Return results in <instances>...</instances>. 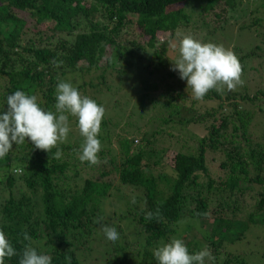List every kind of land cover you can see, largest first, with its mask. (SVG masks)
I'll use <instances>...</instances> for the list:
<instances>
[{
  "label": "trees",
  "instance_id": "16d2710c",
  "mask_svg": "<svg viewBox=\"0 0 264 264\" xmlns=\"http://www.w3.org/2000/svg\"><path fill=\"white\" fill-rule=\"evenodd\" d=\"M248 3L231 21L229 11L241 0H0V112L17 90L36 95L40 107L55 112L56 87L68 73L101 70L75 86L81 95L104 108L117 106L128 90L115 84L118 79L136 90L125 105L137 98L133 112L141 113L128 125L135 130L132 138L116 134L104 114L96 165L78 158L84 137L73 116L67 141L50 154L27 139L13 144L0 159V230L17 251L5 264H19L29 243L25 233L38 254L52 257L51 264H83L103 225L119 233L113 242L103 232L112 244V262L157 264L154 249L187 221L204 229L198 232L204 243H186L190 254L208 246L214 264H264V240L249 237L252 226L264 228V130L256 122L264 115V0ZM180 32L230 48L242 66L243 85L192 98L187 82L171 70L179 51L169 42L178 45ZM231 32L245 38L233 40ZM107 72L118 74L110 79ZM257 76L262 83L252 90ZM149 105L166 114L149 117L147 124L157 121L160 128L147 133L141 123ZM177 123L201 124L207 133L193 139L189 151L176 153L169 173V146L161 147V139ZM137 137L141 142L134 147ZM121 186L138 193L132 200L118 196L117 203L126 201L127 207L110 214L108 200ZM97 217L103 218L99 224Z\"/></svg>",
  "mask_w": 264,
  "mask_h": 264
},
{
  "label": "clouds",
  "instance_id": "9594fccd",
  "mask_svg": "<svg viewBox=\"0 0 264 264\" xmlns=\"http://www.w3.org/2000/svg\"><path fill=\"white\" fill-rule=\"evenodd\" d=\"M169 46L175 50L178 47L179 56L172 62L173 71H178L182 80L191 88L192 98L202 100L210 90L222 92L226 86L234 90L243 85V72L240 61L234 52L223 45L212 42H201L191 35H185L179 44L170 41ZM57 65V61H51ZM59 63H62L60 61ZM55 112L45 110L38 104L36 95L15 91L7 97V110L0 112V159L4 158L13 144L22 145L27 139L35 149L51 153L58 143H65L70 132L69 116L78 119V128L84 141L80 146L78 158L81 162L96 165L100 162L98 153L101 151V141L98 139L105 108L94 99L82 96L79 90L70 82L60 81L56 87ZM61 150L54 153L60 159ZM151 219L152 214L148 213ZM102 217H97L95 223H101ZM103 232L108 240L119 239L117 229L103 225ZM31 237L25 233L24 245L19 264H51L52 257L38 254L31 245ZM17 255L3 230H0V264H5V258ZM153 255L157 264H214L215 257L208 246L190 254L185 242L180 238H172L170 242H161L154 249Z\"/></svg>",
  "mask_w": 264,
  "mask_h": 264
},
{
  "label": "rangeland",
  "instance_id": "374dc122",
  "mask_svg": "<svg viewBox=\"0 0 264 264\" xmlns=\"http://www.w3.org/2000/svg\"><path fill=\"white\" fill-rule=\"evenodd\" d=\"M253 1V0H251ZM249 5L248 0H241V4L237 5V7H235V11L232 12L231 10L229 11V15L228 18L231 21H235L236 18L241 14V12H243V10H246L247 6ZM250 6H252V4H250ZM238 15V16H235ZM209 20H211L212 18H208ZM184 33L180 32L179 34H177V36H179V40L183 37ZM231 37L233 38V40H236L238 37L237 34H234L231 32ZM240 37H243L241 35H239ZM164 38V37H162ZM245 38V37H243ZM255 37H249L247 36V40L249 42H253ZM177 40H175L176 42ZM230 49V48H229ZM262 69L264 70V67H262ZM81 72H75V73H68L66 75V79L64 82H70L74 87L77 86L78 84L84 82V80H89L91 77L95 76L98 73H101V70L96 72L95 70H93L91 73L86 74V75H81L79 74ZM259 73H262L261 70L259 71ZM118 73L113 72V73H108L107 72V76L108 78L112 79V78H116ZM125 73H122L121 78H125ZM255 82H254V87L252 88V90L255 89L256 86L260 85L262 83L261 79L257 76L254 78ZM123 82V81H122ZM122 82H118V79L115 81V84H122L123 88H127L128 90L125 92H121V94L119 95V99H117L118 105L114 106L113 103L107 105V107H105V115L106 117H109L112 119V128L114 130V132L116 134H121L123 137H128V138H132L135 135V130L134 128H130L129 123L136 121L139 117V115L141 114L140 112H136L134 113L133 110L136 107V103H137V98L134 99V101L130 104V106L125 105L126 100L128 96H130L128 93H133L136 94V90L135 89H130L125 83ZM224 89H227V87L225 86ZM135 90V91H134ZM126 93V94H125ZM155 95H158L159 92L153 93ZM149 102V101H148ZM150 109L147 110L149 111V113H147V116L142 118V132H152L155 129H159L160 127L158 126V122H154L152 124H147L148 118L149 117H155V118H161L163 116H165V112H163V115H158L157 110L154 109L153 106L149 105ZM163 111V110H162ZM161 116V117H159ZM256 122H259L258 126H259V130L262 131L264 130V115H262V117H258L256 119ZM165 135L163 136V140L162 141V146L166 145L169 146V150L167 151L166 154V161H167V172L171 173V166L174 160V157L176 155V153L180 150H190V148L192 146H194V140L195 139H199L200 137H203L206 133H207V128L206 126L204 127L201 124H195V125H187L186 127L184 125H180L179 123L171 125L169 127L165 128ZM264 134V133H263ZM194 139V140H193ZM264 139V138H263ZM141 142V138L137 137L136 141H135V146ZM119 144L117 143V140H115L113 147L119 149ZM214 167L212 166V171H214L213 169ZM207 179H203V182H206ZM121 189L116 193L115 197L110 198L108 201L110 202V209H109V213L112 214V212H120L122 209H124L125 207H127L126 201L121 202L120 204L117 203V199L118 196H123L126 198H130L131 200L134 198V194L138 193L137 190H134L132 187L130 186H121ZM112 200V201H111ZM120 206V207H119ZM251 209V208H250ZM113 222H117L116 219H112ZM192 221H196L195 219H192ZM109 222V220L107 221ZM128 223V221L123 220V224ZM182 221H180L181 223ZM122 224V221H121ZM194 228H192L191 226H189L188 221L186 222H182L180 225L178 224L176 226V233L173 235L172 238H180V239H186L184 242L185 244L188 241H197L200 240L202 243H204V238L199 236V231L203 232L204 229L202 227V225L200 223H195V225L193 226ZM250 230L252 231V234L249 236L251 238H256L259 239L258 243L261 244L264 240V228L261 227H251ZM207 232V231H206ZM206 232L204 234H206ZM203 234V236H204ZM97 242V244L95 245L93 251L91 253H88L87 255H85V257L87 258L86 261L83 258V264H115L114 262L111 261V257L113 258V254H112V244H110V242H108L105 238H104V234L99 233L96 238L94 239V243ZM164 243H166V241H164Z\"/></svg>",
  "mask_w": 264,
  "mask_h": 264
}]
</instances>
